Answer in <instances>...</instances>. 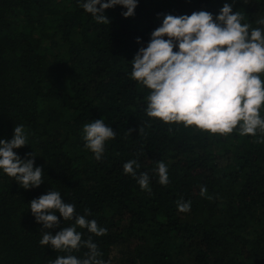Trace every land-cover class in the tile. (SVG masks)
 I'll list each match as a JSON object with an SVG mask.
<instances>
[{
  "label": "trees",
  "instance_id": "obj_1",
  "mask_svg": "<svg viewBox=\"0 0 264 264\" xmlns=\"http://www.w3.org/2000/svg\"><path fill=\"white\" fill-rule=\"evenodd\" d=\"M81 2L0 0V139L23 125L27 145L14 151L44 172L39 187L25 190L0 170V264L86 258L85 247L69 253L39 243L44 230L29 203L50 190L107 229L97 237L77 228L105 264H264V133L209 134L150 119L148 90L130 77L164 15L204 10L215 18L228 3L242 23L264 28L256 23L264 0H137L129 18L121 6L106 10L108 24ZM100 118L116 135L96 160L82 129ZM129 160L139 164L137 178L149 176L150 191L124 173ZM157 162L167 165V185ZM180 200L190 211H178ZM74 219L60 218L52 234Z\"/></svg>",
  "mask_w": 264,
  "mask_h": 264
},
{
  "label": "clouds",
  "instance_id": "obj_2",
  "mask_svg": "<svg viewBox=\"0 0 264 264\" xmlns=\"http://www.w3.org/2000/svg\"><path fill=\"white\" fill-rule=\"evenodd\" d=\"M115 6L126 9L124 18L134 15L137 0H82L80 7L97 23L108 24L104 12ZM244 14L233 12L225 3L213 17L208 11L190 15H164L162 23L150 36L146 46L138 49L130 62V77L148 90L146 116L164 124H182L196 130L226 135L237 130L240 135L264 133V28L242 23ZM264 25V19L256 22ZM140 43V40H137ZM84 147L100 160L105 143L116 133L103 119L83 125ZM259 142V141H258ZM27 145L23 125L14 127L10 140L0 139V170L25 190L39 187L44 172L34 167V159H21L15 149ZM35 157L33 153L30 154ZM139 164L129 160L123 165L125 174L137 179L142 190L150 191L149 176L136 177ZM158 182L167 185L168 168L157 162ZM200 196L207 188H200ZM211 199V197H208ZM36 223L42 224L39 243L54 250L71 253L81 247L88 249L84 259L74 255L58 256L51 264H105L91 238L84 241L77 228L87 229L97 237L107 234L95 220L76 215L75 205L65 203L61 193L50 190L30 203ZM191 202L177 201L181 213L190 211ZM59 214V217L57 215ZM74 219V225L52 234L60 222Z\"/></svg>",
  "mask_w": 264,
  "mask_h": 264
}]
</instances>
